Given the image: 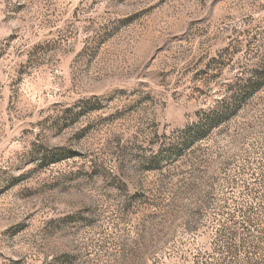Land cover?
<instances>
[{
  "label": "rangeland",
  "instance_id": "1",
  "mask_svg": "<svg viewBox=\"0 0 264 264\" xmlns=\"http://www.w3.org/2000/svg\"><path fill=\"white\" fill-rule=\"evenodd\" d=\"M0 264H264V0H0Z\"/></svg>",
  "mask_w": 264,
  "mask_h": 264
},
{
  "label": "trees",
  "instance_id": "2",
  "mask_svg": "<svg viewBox=\"0 0 264 264\" xmlns=\"http://www.w3.org/2000/svg\"><path fill=\"white\" fill-rule=\"evenodd\" d=\"M208 119H209V120H207V121H209V122H212V121H213L212 118H208ZM213 119H214V118H213ZM209 122H208V123H209ZM206 123H207V122H206Z\"/></svg>",
  "mask_w": 264,
  "mask_h": 264
}]
</instances>
